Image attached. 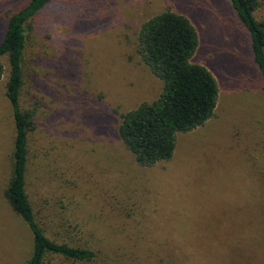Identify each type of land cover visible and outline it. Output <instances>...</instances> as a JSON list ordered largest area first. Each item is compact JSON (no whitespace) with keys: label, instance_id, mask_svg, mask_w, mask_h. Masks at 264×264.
Listing matches in <instances>:
<instances>
[{"label":"rangeland","instance_id":"obj_1","mask_svg":"<svg viewBox=\"0 0 264 264\" xmlns=\"http://www.w3.org/2000/svg\"><path fill=\"white\" fill-rule=\"evenodd\" d=\"M27 1L0 0V41L6 12ZM166 10L194 26L193 62L216 78L217 104L177 136L174 157L140 166L117 126L161 92L136 46L141 25ZM29 26L19 93L34 122L26 191L47 237L94 253L46 264H264V88L230 1L50 0ZM6 79L5 70L0 264H28L32 234L4 198L15 138Z\"/></svg>","mask_w":264,"mask_h":264},{"label":"trees","instance_id":"obj_2","mask_svg":"<svg viewBox=\"0 0 264 264\" xmlns=\"http://www.w3.org/2000/svg\"><path fill=\"white\" fill-rule=\"evenodd\" d=\"M49 1L28 0L16 10L6 12L7 20L0 41V81L6 70L5 96L11 107L15 138L11 176L4 198L32 234L33 250L28 264H46L51 256L88 262L94 259L92 251L47 237L26 191L28 141L34 122L32 112L21 110L19 105L22 52L29 22ZM229 1L239 24L246 31L252 61L264 88V17L261 20L254 17L260 0ZM198 45V35L191 22L169 10L148 19L138 31L136 53L162 82L161 92L155 100L143 102L122 114L117 126L119 139L140 166L169 160L177 135L201 127L214 115L218 85L209 69L193 62Z\"/></svg>","mask_w":264,"mask_h":264},{"label":"crops","instance_id":"obj_3","mask_svg":"<svg viewBox=\"0 0 264 264\" xmlns=\"http://www.w3.org/2000/svg\"><path fill=\"white\" fill-rule=\"evenodd\" d=\"M204 124H205V123H204ZM198 128H199V127H198ZM187 133H188V132H187ZM179 134H184V133H179ZM179 134H178V135H179ZM178 135H177V136H178ZM175 152H176V143H175V149H174V152H173L172 157H174ZM161 162H162V161H161Z\"/></svg>","mask_w":264,"mask_h":264}]
</instances>
